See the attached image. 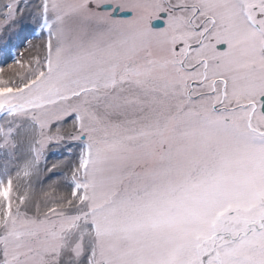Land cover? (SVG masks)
Listing matches in <instances>:
<instances>
[{
  "label": "snow or ice",
  "instance_id": "obj_1",
  "mask_svg": "<svg viewBox=\"0 0 264 264\" xmlns=\"http://www.w3.org/2000/svg\"><path fill=\"white\" fill-rule=\"evenodd\" d=\"M0 264H264V0H0Z\"/></svg>",
  "mask_w": 264,
  "mask_h": 264
},
{
  "label": "rangeland",
  "instance_id": "obj_2",
  "mask_svg": "<svg viewBox=\"0 0 264 264\" xmlns=\"http://www.w3.org/2000/svg\"><path fill=\"white\" fill-rule=\"evenodd\" d=\"M29 33L26 30L23 32L20 36V38L13 37L10 44L7 46L4 52H0V65H3L4 61H7V63H11L12 59L11 56L15 53H18L20 51L24 50V43L21 41L23 40L24 36H27Z\"/></svg>",
  "mask_w": 264,
  "mask_h": 264
}]
</instances>
